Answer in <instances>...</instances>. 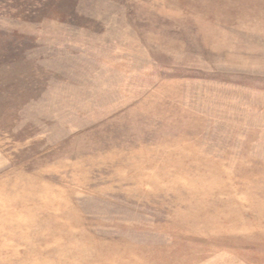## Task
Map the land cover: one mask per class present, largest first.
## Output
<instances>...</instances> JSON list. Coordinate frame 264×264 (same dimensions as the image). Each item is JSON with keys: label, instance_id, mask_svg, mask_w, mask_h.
<instances>
[{"label": "rangeland", "instance_id": "374dc122", "mask_svg": "<svg viewBox=\"0 0 264 264\" xmlns=\"http://www.w3.org/2000/svg\"><path fill=\"white\" fill-rule=\"evenodd\" d=\"M0 264H264V0H0Z\"/></svg>", "mask_w": 264, "mask_h": 264}]
</instances>
